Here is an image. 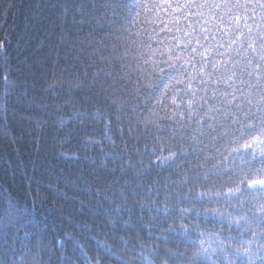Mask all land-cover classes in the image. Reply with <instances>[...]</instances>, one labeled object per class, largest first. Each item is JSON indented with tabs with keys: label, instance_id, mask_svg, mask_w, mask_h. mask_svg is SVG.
Instances as JSON below:
<instances>
[{
	"label": "trees",
	"instance_id": "trees-1",
	"mask_svg": "<svg viewBox=\"0 0 264 264\" xmlns=\"http://www.w3.org/2000/svg\"><path fill=\"white\" fill-rule=\"evenodd\" d=\"M137 2L0 0V264H85L77 242L93 264L98 257L99 264H241L247 260L236 252L241 246L253 253V264H264L258 258L264 256V190L251 186L264 175L249 167L262 168L264 145L240 146L250 139L241 136L248 131L242 125L258 123L245 114L264 107V63L256 67L251 49L231 52L223 62L226 77L238 65L232 79L209 81L207 92L199 78L192 80V89H200L196 111L176 115L181 109L162 94L176 72L147 47L167 53L157 41L172 43L165 31L171 14L157 10L145 22ZM249 11L259 22L260 10ZM247 23L254 36L264 26ZM245 70L254 74L242 75ZM228 92L234 97L224 98ZM213 106L218 111L209 112ZM224 130L232 135L212 139ZM192 136L203 141L195 152ZM162 146L191 155L166 167L157 156L169 153L154 154ZM201 193L212 202H201ZM204 207L224 216H197ZM181 208L192 211L181 218ZM194 224L199 228L189 227L185 239L181 226ZM201 241L208 254L194 257Z\"/></svg>",
	"mask_w": 264,
	"mask_h": 264
},
{
	"label": "snow or ice",
	"instance_id": "snow-or-ice-1",
	"mask_svg": "<svg viewBox=\"0 0 264 264\" xmlns=\"http://www.w3.org/2000/svg\"><path fill=\"white\" fill-rule=\"evenodd\" d=\"M118 7L124 8L126 5L118 4ZM136 8L143 10L146 13L145 22H148V16L155 13L157 10L164 11L166 14H171V25L165 29V31L171 34L172 43H168L165 41L158 40L157 42L163 44L164 47L167 48V53H165L161 48L152 49L150 45L149 51L152 55H156L157 53L161 56H166L167 58L163 61L165 64H169V67L173 68L176 72V75L169 76L166 87L163 90L162 94L167 99L171 100L172 104L175 108L181 109L180 112H177L176 115H183L184 111H187L188 115L191 116L192 112L196 111V108L193 107L195 104V100L193 99L196 95V91L193 90L191 81L197 78L200 79V82L205 85L203 91L207 92V84L209 81L212 83H224L226 80H231L232 76L235 75V67L237 64H233V70L226 77L225 73L229 72V69L226 64H224V57L230 56L231 52H236L237 55H241V48L244 49V52H247L248 49L258 55V62L256 64L257 68H261L262 63H264V2L262 0H256L255 4H252L250 0H246L245 3H241L240 0H165L163 4L158 2H153V0H138L136 4ZM255 11L259 9L261 12L259 22L250 14V10ZM131 9H129V12ZM241 13H243L241 15ZM139 15V13L137 14ZM159 19V17H157ZM252 20L253 25L260 26V31L257 35H253L252 26L248 25V20ZM243 23L247 28V33H245L241 28L240 24ZM163 27V25H162ZM174 29V31H173ZM213 29L216 30V33L219 35V39L213 34ZM155 31V29L153 30ZM179 33V35H177ZM228 37L227 42H224V38ZM237 37H242V39H237ZM151 39V37H149ZM257 41L259 42L257 46ZM239 44L240 48H232V45ZM246 45V48L244 47ZM179 50V54H175ZM187 54V55H185ZM170 60L181 61V65L179 68L176 67L175 64L170 63ZM252 63V58H248V64ZM199 65V67H196ZM195 68L196 75H193L191 71L185 67ZM211 68V71H207L208 68ZM264 70V69H262ZM161 72L165 71V69L161 68ZM215 74V75H214ZM254 73L248 72L245 70L242 75H247L251 77ZM207 77V79L205 78ZM259 82V81H258ZM183 85V88L179 86ZM228 87H233V84H228ZM182 93V95H181ZM219 94L218 89L212 90V98L215 99ZM234 97V94L231 92L225 93L224 98ZM157 104L164 105V100L160 97L156 99ZM166 107V105H164ZM147 111V110H146ZM218 111L215 107H211L209 112ZM259 115L256 113H246L245 117L249 121H258V123H248L246 125H242V127H246L248 131L241 132V136L247 135L250 139L245 140L240 146L244 149L253 148V145L260 146L264 145V107L259 108ZM151 115H156L153 110ZM207 116L208 113H205ZM209 120L215 119V117L209 116ZM147 120L148 118L145 117ZM238 121H233V123H237ZM200 123V121H197ZM157 129L160 128V123L157 121L153 125ZM107 127V126H106ZM208 127L212 128L213 131H216L214 126L209 123ZM255 133V135H253ZM201 134H203L201 132ZM232 135L229 130H224L217 134V136L212 137V139H217L221 136L228 137ZM190 139L193 140V152L196 151L195 144H202L203 141L198 140L197 137L192 136ZM235 142L239 143L240 138L234 137ZM225 147H229L225 145ZM167 151L169 154L161 158L157 156V160L159 164H165L166 167H174L178 166L179 163L184 162L187 150H181L179 154L171 151L167 146H162L159 149H154V154L156 152H164ZM203 152L204 149L201 148L199 150ZM219 151V149H217ZM231 152H238L239 148H231ZM191 155V153H187ZM252 159L255 160L256 156L253 153H250ZM260 155L264 156V148H261ZM199 159V156H197ZM209 159V157H206ZM262 168L257 170L253 165H249L251 171H258L259 174L264 175V160L260 161ZM223 171H227L226 169ZM216 174H222V172H218ZM198 175V174H197ZM187 180V178H185ZM205 180L208 179L207 175L204 177ZM247 179V177H245ZM243 182V181H242ZM260 185L261 190H264V178L259 180H252L251 186ZM191 191V190H190ZM232 190L229 189V192ZM239 191V188L236 189ZM216 195H221L220 193H216ZM208 199L209 203L212 202L211 195L208 193H201L198 199L202 202L204 198ZM141 208H149L152 210L149 205H141ZM158 212L159 209H156ZM165 213H168L169 209L164 208ZM192 209H180L181 218L184 215L190 213ZM196 215H204L207 216H219L223 217L224 213L219 212L216 208L213 207H204L201 210H196ZM230 215V214H229ZM228 219V217H225ZM241 219H245V217H241ZM230 223H235L237 227H241L240 220L231 218ZM199 228V224H194L190 226L181 227L184 230L185 239L190 238L189 227ZM201 247L199 251L194 252L193 256H202L206 255L207 249L203 247V241L200 242ZM251 243V241H249ZM61 247L63 245L61 244ZM77 247L80 248L79 256L83 259L85 264H93V260L88 256L87 252L84 251V248L80 246L77 242ZM215 251V249H213ZM104 252L108 254H114L111 252L107 246H104ZM237 254L243 255L247 257L246 261H241V264H253L252 256L253 253L249 252L247 249L241 246L236 249ZM261 260H264V256L258 257ZM96 264H99V257L96 260ZM229 264H232L229 261Z\"/></svg>",
	"mask_w": 264,
	"mask_h": 264
}]
</instances>
